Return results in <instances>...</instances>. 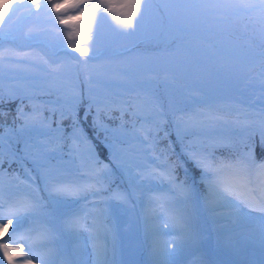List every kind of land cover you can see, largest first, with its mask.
Instances as JSON below:
<instances>
[{
  "label": "snow or ice",
  "instance_id": "6c2138e0",
  "mask_svg": "<svg viewBox=\"0 0 264 264\" xmlns=\"http://www.w3.org/2000/svg\"><path fill=\"white\" fill-rule=\"evenodd\" d=\"M21 12L26 18H43L50 27L41 29L37 35H43V38L47 39L51 34L58 53H63L69 61H75L76 65H88L89 61L102 59L103 53L98 43L106 23H110L120 36L142 35V39H138L132 48L125 51L132 52L140 44L152 46L150 55L138 54L133 59L116 62L110 72L99 73L105 77L106 83L120 85L124 89L120 95L127 96V99L117 101L109 99L107 95L101 98L89 92L84 118L87 119L95 108L92 128L97 134L104 132L106 141L109 136L119 139L122 135L120 128L111 129L100 119L101 113L106 109L113 110L118 107L121 117L128 113L135 117L143 116L146 124L148 116H152L157 125L156 130H159V124L163 123L164 114L158 106L154 105L153 110L144 107L152 91V81L157 79L156 67L150 64L153 56L172 58L173 70L182 72L190 68L194 58L211 61L217 52H224L235 60L248 64L259 62L261 71L257 75L260 89L264 92V0H0V74L22 70L28 73L27 79L51 78L54 82L68 67L65 61L49 59L43 55L33 57L32 53L2 47L4 41L15 40L11 25ZM57 24L66 27L59 28ZM237 34L245 38L243 45L233 39ZM27 35L28 38H34L31 32ZM73 53L87 56L88 59L81 61ZM21 63L25 65L23 68ZM220 82L228 83L229 78L225 77ZM207 83L211 86L213 79L210 78ZM18 98L20 97L10 88L7 100L10 102ZM20 99L22 102V98ZM82 99L78 92H73L68 115L61 113V118L72 119L74 140L87 143L88 137L76 115ZM4 102L5 93L3 88H0V104ZM5 115V112L0 111V117ZM201 115H206L210 121L223 119L211 113ZM23 117V108L18 107L16 119ZM180 120L186 127L181 130L178 122V136L181 131H187L188 127H195L200 123L192 117L187 121L183 117ZM235 123L249 128L254 122L238 119ZM49 127L46 121L38 120L34 116L30 121H25L20 131L44 136L46 133L43 129ZM140 131L143 141L148 142L153 128L142 126ZM16 135L17 130L7 126L5 133L0 134V157L4 156L3 148L7 142L9 164L18 159L12 144V138ZM258 135L260 146L264 148V120H261ZM61 138L49 136L47 142H25L24 149L21 150H31L32 162L37 164L36 170L43 180L44 187L33 188V194L12 200L7 204V208L0 197V264H4L5 260L7 264H32L33 260H37L39 264H74L68 249L61 250L57 247V242L67 238L69 248H74L79 235L85 232L87 240L91 241L92 264H113L109 259L107 237L112 235L114 259L116 234L107 223V217L100 213L93 216L89 223L87 213L64 214L59 206L64 200H87L90 196L112 200L118 204L126 203L132 192L111 189V184L117 176L124 178L126 175L133 188L140 180L153 175L172 184L173 197L157 195L153 196L152 200L157 202L160 208L173 198L184 204V211L175 213L171 219L181 229H191V209L187 205L195 201V192L186 184L176 182L174 173L177 165L168 163L164 152L156 157H163L164 170L153 169L145 173L134 171L123 158V150L111 145L109 164L86 173H77L74 178L69 179L59 164L40 163V159L46 157L50 151L57 150L49 148L52 140ZM152 143H155L154 138ZM217 143L225 146L227 142L221 138ZM186 155L195 167L201 170L202 179L207 184V207L211 211L224 207L229 209L227 213L221 214L226 221L224 227L233 234L225 246L238 257L245 258L248 251L258 250L261 255L260 264H264V160L255 159V146H246V150L241 151L239 155L221 159L210 158L199 151H187ZM3 163V159H0V166ZM31 171L25 168V177L30 187L37 179L31 175ZM14 179L19 181L20 177L15 176ZM39 191L46 192L47 196L35 195ZM92 203L95 206L97 202ZM251 213L261 214L258 218L260 223L258 226L245 228L250 220L257 219ZM13 220L16 227L11 235H8V228ZM189 235H192L191 231ZM175 255L174 251L165 253L161 264H174Z\"/></svg>",
  "mask_w": 264,
  "mask_h": 264
},
{
  "label": "trees",
  "instance_id": "16d2710c",
  "mask_svg": "<svg viewBox=\"0 0 264 264\" xmlns=\"http://www.w3.org/2000/svg\"><path fill=\"white\" fill-rule=\"evenodd\" d=\"M17 17L11 25L12 35L15 37V40L4 41L3 48H12L23 53H32L33 57L43 55L53 60L60 59L68 65L65 72L57 77L54 82L51 81V78L44 79L36 77L34 79H27L28 73L22 70L0 74V88H3L5 93V102L0 104V111L6 113L5 116L0 117V134L5 133L6 126L17 130V135L12 138V144L13 151L16 152L18 157L16 162L9 164V149L6 142L3 148L4 156L0 157L4 161L0 169L8 175H13L14 177L19 176L25 182L27 181L25 168L30 169L32 170L31 175L37 177L34 184L37 188L42 189L44 183L36 170L37 164L32 162L33 156L31 155V150L29 152L21 151L24 149L25 142L36 144L40 139L47 142L49 136L53 138L62 137L59 140H52L49 148H56L57 150L55 152L50 151L46 157L40 159V163L49 162L59 164L64 171L70 168L71 163L67 160L69 156L68 149L73 147V145H77L78 147L90 146L99 160L109 163V155L112 149L107 141L113 140L114 138L109 136L106 141L104 132L97 134L93 131L92 121L96 115L95 108L89 113L87 119L84 118V113L88 105L89 92L91 91L101 98L107 95L109 99L117 101L127 99V96L122 97L120 95L124 89L116 83L108 84L105 82L101 87H98L96 84L99 73L103 69L101 67L103 65L102 60L110 64L109 66H104V68L109 67L107 72H110L116 62L133 59L135 56L133 53L139 52L136 49L140 45L134 48L132 52L125 51L129 47L132 48L135 42L128 44L126 43L128 40L119 39L111 24L106 23L101 30L98 43V47L103 53L102 59L89 61L88 65H76L75 61H69L63 53H58V48L51 34L48 35L47 39H44L43 35H37L41 29L50 27L43 18L40 20L26 18L23 12L18 13ZM57 27L65 28L66 26L57 24ZM30 32L34 38H28L27 34ZM235 40L240 45L245 43L244 37ZM68 51L72 52L71 49H68ZM90 54L91 50H89ZM73 55L79 57L81 61L88 59L87 56H81L79 53H73ZM13 62L15 63V61ZM231 63L241 64L242 61L230 57L223 61L221 58V73L228 69ZM221 65L225 67H221ZM24 66L21 63V68ZM260 71V64L256 62L244 70H239L237 74L235 73L236 75H233L232 83L235 84V88L242 94L240 97L241 100L238 99L237 101L239 102H236V107L224 104L216 105L214 101L210 100L212 93L208 90L209 88L205 92L202 89H192V83L186 81L181 82L177 78H172L167 80L168 82L162 83L159 81L162 69L156 71L157 79L152 81V91L144 107L147 110L149 108L153 110L154 105L158 106L164 114L163 123H160L159 130H156L157 125L154 118L148 116L146 127L153 128V132L149 136L151 141H153V138L155 139V143H152L153 150L160 154L164 152L167 159L177 165L174 173L176 180L181 183H189L193 181L192 178H195L197 180L196 185L199 186L202 193H205L206 188L204 180L202 179L201 170L196 168L188 159L186 155L187 151H199L204 154L208 152L211 158L221 159L239 155L241 151L246 150V146L254 145L255 159L257 161L264 160V148L260 146L258 135L261 120H264V105L258 110L250 109L251 93L244 89L245 86L253 81L259 85L257 74ZM175 83L181 84L187 94L189 92L186 88L191 89L193 93L196 91L200 93V96L196 98L200 107L193 106L192 104L185 107L184 102L179 100L180 96L176 93ZM198 84L201 85L200 82ZM10 88L15 92L17 97L22 98V102L20 98L10 102L7 100V92ZM73 92H78L83 98L76 115L88 137L87 143L74 140L72 136V119L61 118V113H65L66 116L68 115L70 106V103L64 99L71 101ZM152 96L159 98L154 104H150V98ZM193 96H195V93ZM18 107H22L24 111V117L20 119H16ZM201 113H211L221 116L223 119L221 121H210L206 115H201ZM34 116L38 120H44L50 125L49 128L43 129L46 135L40 136L37 133L20 131L25 125V121H30ZM181 117L185 121L189 117H192L194 121H199L200 123L195 127H188L187 131H181L178 136V122L180 123L181 130L186 127L185 123L180 120ZM100 119L111 129L120 128L121 133L126 138H130V133L135 132L136 127L142 121L145 122L143 116L135 117L130 113L121 117V112L118 107L113 110L106 109L101 113ZM238 119L240 121L247 119L249 122L254 123L249 128H243L235 123ZM221 138L227 142L225 146L217 143ZM17 140L19 141L18 143ZM185 169H187V172H185ZM128 185V180L117 176L111 184V189L115 188L119 191H127ZM39 192L40 196L44 197L42 191Z\"/></svg>",
  "mask_w": 264,
  "mask_h": 264
},
{
  "label": "rangeland",
  "instance_id": "374dc122",
  "mask_svg": "<svg viewBox=\"0 0 264 264\" xmlns=\"http://www.w3.org/2000/svg\"><path fill=\"white\" fill-rule=\"evenodd\" d=\"M117 36L119 39L128 40L127 42L123 41L128 44L134 42L136 43L138 40L137 36L124 37L118 34ZM140 45V49L142 50H145L146 48H152L150 44ZM151 53L152 52L148 51H139L137 53H133V55H135V58L138 54L150 55ZM226 56L229 57L227 54ZM214 58L215 56L212 57V60H214ZM161 60L163 61L164 65H169V70L173 69L172 58L167 56H153L150 63L157 64ZM207 62L209 61H200L194 58L195 67L198 68V72L201 71L204 76L210 75L209 65ZM248 65V63L244 62L243 68L248 67ZM235 69L236 65H233L230 70L228 69V72L225 75H221L219 70L215 72V84L211 85V87L216 93V99H220L223 96L229 97V87L226 88V86L230 85V78H232L231 74L235 71ZM176 73L182 74L183 72L177 71ZM217 73L219 74L218 76ZM225 77L229 78V82L221 83L220 81H222ZM116 149L123 150V158L132 166L134 171H142L147 173L151 172L153 169H156L157 171L164 170L165 161L163 157L156 159V157L159 155H154L151 153V150L148 149V145L143 141L142 135L139 138H134L132 141L127 142V144L124 146ZM72 162L75 165L72 178H74L77 173H86L92 169H99L104 165L102 163L97 164L95 162V158L89 154L87 149L80 152L74 150L72 153ZM12 180L13 179L0 172V197H2L3 201L5 202V208H7V204L12 200L33 194L32 189L35 188L34 184H32L31 187L28 184L24 191L12 196L7 193L9 187L11 186ZM131 191L133 197L130 196L128 201L123 204H118L112 200H102L100 197L91 196L88 197L87 200L82 199L76 201L68 199L62 201L60 204L63 207H68L72 206L73 202L76 201V205L78 207L73 209L69 214L75 212L84 215L87 213L89 223H91L93 216H97L100 213H103L105 216L110 208H113L114 211L124 210L125 217L128 219L126 222L128 223L127 227H119L116 229L114 223L107 220V223L113 229L115 234L117 232L118 234L122 235V237H119L116 234L114 259L112 257V235L109 234L107 237L109 259L113 261V264H144V256H142L143 251H145V254L147 253L146 255L151 256V258H155V260H151L152 262H150V264H161L164 254L173 251L176 253L173 258L174 264H260L261 255L258 250L248 251L245 258L238 257L231 249L225 246L228 238L233 235L228 231L227 228L224 227L226 221L224 216L221 215L222 213H227L229 211L228 208H217L215 211H213L215 215L208 213L207 217L212 219L208 226L204 222H201L195 231L184 230L174 224L171 219L175 213L181 212V205L178 200L173 198L171 202L165 203L163 208H160L158 203L152 200V197L157 195L173 197L174 189L172 184L168 183L166 180L156 178L155 175H153L152 177L140 180L135 188L132 187ZM35 195H37V193H35ZM107 195L108 194H105V196ZM141 196L145 197L147 200V208L144 210H140L136 204V199H139ZM196 199L199 200L197 197ZM93 201L97 202L95 206H93ZM203 205L207 211L210 210L206 203H203ZM143 211L146 216L144 221H142L141 218ZM251 215L257 219L255 221L250 220L245 228H252L247 227L251 225V223H256V226H258L260 223L258 218L261 214L251 213ZM4 222L6 223L7 219H5ZM213 224L215 225L213 226ZM15 227L16 223L15 220H13L12 225H10L8 228V235H11L12 230ZM25 227H27V225H25ZM141 227L147 231V235L149 236L146 247L137 233V230ZM212 227L215 230H212ZM209 230H212L213 234L215 233L214 239L212 241L207 236ZM189 231L192 233L191 236L189 235ZM224 237L228 238L225 239ZM64 241L65 243L62 244L59 240L57 242V247H59L61 250L68 249V251L71 253V259L73 261L76 260L77 264H92L90 256L91 241L87 240L86 232L79 235L78 243L74 248H69L66 242L67 238H64ZM25 251H27V248H25ZM4 264H7V260L4 261ZM32 264H39V262L37 260H33Z\"/></svg>",
  "mask_w": 264,
  "mask_h": 264
}]
</instances>
